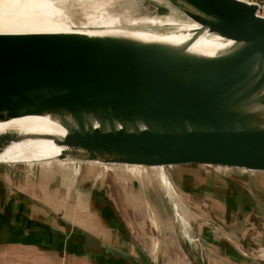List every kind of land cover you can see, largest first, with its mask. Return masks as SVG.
Listing matches in <instances>:
<instances>
[{
  "label": "water",
  "instance_id": "1",
  "mask_svg": "<svg viewBox=\"0 0 264 264\" xmlns=\"http://www.w3.org/2000/svg\"><path fill=\"white\" fill-rule=\"evenodd\" d=\"M171 2L186 16L180 20L196 24L176 45L81 32L0 33V82L7 83L0 100L16 91L26 98L22 115L50 111L65 127L62 137H49L65 149L42 161L264 173V15L242 0ZM201 34L230 45L215 55L188 51ZM84 89L94 94L53 108L50 93Z\"/></svg>",
  "mask_w": 264,
  "mask_h": 264
},
{
  "label": "crops",
  "instance_id": "2",
  "mask_svg": "<svg viewBox=\"0 0 264 264\" xmlns=\"http://www.w3.org/2000/svg\"><path fill=\"white\" fill-rule=\"evenodd\" d=\"M32 152L7 158L28 162L33 157ZM33 164L38 163L16 165L31 166V171L40 172L39 165L33 167ZM8 166L14 165H0V264L153 263L154 250L160 240L128 239L124 236L121 232L124 226L122 215L109 202L104 190L85 189L84 181L75 186L74 192L64 190L69 204L78 195L84 198L79 197L77 203L66 209L57 205V199L61 197V182L57 190L50 192L35 178L17 180L15 176L6 174L7 170H14ZM42 172L45 173L44 170ZM56 172L62 176L59 168ZM59 176H56L57 181ZM253 177L257 180L254 187L235 185L230 190L221 189L222 194H218L221 196L212 198L215 203L212 205L211 223L206 222L211 235L191 239L194 243L176 239L184 255L181 254V260L186 259L189 264H264V177ZM252 178H249L251 182ZM82 187L87 197L80 191ZM86 190L91 191L86 194ZM46 200L56 204L53 210L61 218L66 214L69 223L60 222L48 211L40 213V207ZM254 228L258 232L253 235L246 232L249 236L245 238V231ZM23 231H28V234H23ZM188 243L193 246L189 248Z\"/></svg>",
  "mask_w": 264,
  "mask_h": 264
},
{
  "label": "rangeland",
  "instance_id": "3",
  "mask_svg": "<svg viewBox=\"0 0 264 264\" xmlns=\"http://www.w3.org/2000/svg\"><path fill=\"white\" fill-rule=\"evenodd\" d=\"M66 5L72 9L70 13L71 20L74 23L77 22L78 26L84 27L86 20L80 12L81 6L73 1L67 2ZM109 7L127 18L156 15L186 19V16L168 0H111ZM64 149L40 151L37 154L33 151V157L28 162H23L18 158L15 161L9 159L11 162L8 159H0V163L14 165L8 166L14 170L11 172L7 170L6 174L8 173L12 177L15 176L17 180L25 179L23 177L35 178L50 192L57 190V185L61 182V197L57 199L59 202L57 205L66 209L73 206V203H77L80 196L78 195V198H74L75 202L69 204L63 194L65 193L64 190L74 192L75 186L82 184L83 181L85 189L91 187V190H94V188L98 191L104 190L109 202L117 207L122 215L124 226L121 232L124 236L128 239H157V242L158 239L160 240L159 245L157 243L155 247L153 255L155 258L153 263L150 262L151 264H189L186 259L181 260L182 251L176 243V239L189 242L191 239H202L211 235V232H209L211 229L206 222L211 223L212 205L215 203L212 198L220 197L221 195L218 194H222L221 189L230 190L235 185L241 188L254 187L253 183H257V180L253 176L264 177L263 172L246 170L240 167L206 164L131 168L126 164H106L100 160L82 161L68 156L61 160L42 161L56 159L60 151ZM77 158L80 157L77 156ZM35 162L38 164H33V167L39 165L40 172L31 171V166L16 165ZM58 168L62 171V176L57 174L56 170ZM43 170L45 173L42 172ZM161 175L170 183L173 194L170 195L161 185L159 179ZM56 176L60 177L58 181ZM249 178H252L253 181L251 182ZM84 187L80 191H82L84 197H87L84 193L85 190L83 191ZM90 191L86 190V194H89ZM80 198L84 199L83 197ZM49 199H51L50 195ZM46 201L43 202L44 206L41 207L38 204L35 205L36 203L32 205L42 208V212H40L42 214L48 211L50 216L60 219V222L64 220L69 223L66 214L61 218L53 210L57 206L56 204L51 203V201L46 203ZM183 211L186 212L187 218L180 219ZM222 219L226 220V218ZM200 232L202 236H200ZM246 232L253 235L258 231L256 228L246 230L245 238H248L249 235ZM190 243L187 244L189 248L193 246ZM192 243L194 242L192 241ZM182 256L184 255L182 254Z\"/></svg>",
  "mask_w": 264,
  "mask_h": 264
},
{
  "label": "bare ground",
  "instance_id": "4",
  "mask_svg": "<svg viewBox=\"0 0 264 264\" xmlns=\"http://www.w3.org/2000/svg\"><path fill=\"white\" fill-rule=\"evenodd\" d=\"M71 1L81 6L80 12L86 20L84 27L78 26L77 22L71 20L72 9L66 5ZM110 1L0 0V33L81 32L91 35L127 36L142 41H160L176 45L186 41L191 30L196 27L193 21H183L171 16L145 15L127 18L110 8ZM228 45L230 41L218 35L201 34L187 47V50L204 55H215ZM6 85V82H0V90ZM93 94L87 89L58 90L55 94L50 93L49 97L51 101L56 102L57 105L53 106L55 108L61 103L74 106L80 99ZM20 95L16 91L10 92L0 100V144H7L0 153V159H8V156L28 151L37 154L40 151L62 149L63 147L49 140L51 136L60 138L66 132L59 115L50 111L22 115L21 105L26 98ZM126 165L131 168L141 166ZM159 179L170 195L173 194L170 183L165 177L161 175ZM185 218L187 214L183 211L180 219Z\"/></svg>",
  "mask_w": 264,
  "mask_h": 264
},
{
  "label": "built area",
  "instance_id": "5",
  "mask_svg": "<svg viewBox=\"0 0 264 264\" xmlns=\"http://www.w3.org/2000/svg\"><path fill=\"white\" fill-rule=\"evenodd\" d=\"M250 4H254L257 6V12L260 15L264 14V0H242Z\"/></svg>",
  "mask_w": 264,
  "mask_h": 264
}]
</instances>
